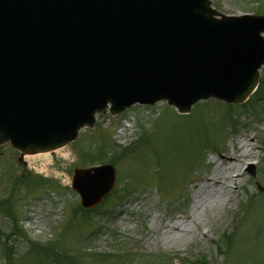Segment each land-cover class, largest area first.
Returning a JSON list of instances; mask_svg holds the SVG:
<instances>
[{"label":"rangeland","instance_id":"rangeland-1","mask_svg":"<svg viewBox=\"0 0 264 264\" xmlns=\"http://www.w3.org/2000/svg\"><path fill=\"white\" fill-rule=\"evenodd\" d=\"M212 1L224 14L264 15V0ZM257 111V104L250 105V112ZM259 111L256 117L214 100L190 115L165 103L135 106L115 120L110 114L98 116L96 127L83 130L75 143L49 159H30L26 167L10 146L0 147V200L9 179L25 182L36 172L34 166L35 174L56 183L38 190L17 186L12 194L16 221L0 211V264H9L7 245L15 249L13 264H53L47 256L51 250L77 254L85 264H104L92 254L126 245L135 256L165 255L166 264H194L202 255L212 264H264V194L256 184L264 187V106ZM227 114L236 115L239 123L228 118L224 127ZM144 133L149 144L139 141ZM104 139L109 142L105 157L122 147L133 153L115 167V190L123 194V180L140 183L133 184L135 194L118 201L112 197L95 209L109 210L105 217L98 210L87 218L74 213L80 199L71 188L73 170L88 164L93 152L100 154L94 147ZM252 164L255 178L247 172ZM33 213L37 221L31 230L25 220ZM224 233H235L230 252L221 241Z\"/></svg>","mask_w":264,"mask_h":264},{"label":"water","instance_id":"water-1","mask_svg":"<svg viewBox=\"0 0 264 264\" xmlns=\"http://www.w3.org/2000/svg\"><path fill=\"white\" fill-rule=\"evenodd\" d=\"M262 33L263 16L222 15L210 0H0V146L54 151L98 113L137 103H243L259 84ZM114 184L112 166L74 170L83 207Z\"/></svg>","mask_w":264,"mask_h":264},{"label":"trees","instance_id":"trees-1","mask_svg":"<svg viewBox=\"0 0 264 264\" xmlns=\"http://www.w3.org/2000/svg\"><path fill=\"white\" fill-rule=\"evenodd\" d=\"M260 95L264 96V83L261 87ZM263 145H264V142H263ZM97 157H99V156H92L90 159L94 158L91 161L95 162ZM44 183H50V182H49V180L43 179L40 177H36V179L33 180L34 185H40V184L42 185ZM0 211H4L6 213H9V215H12V207H11L10 199H6V200L0 202ZM224 237L227 241H229V237H227L226 235ZM5 249H6L7 256H9L8 258L11 259L12 255L14 253V248L12 246L8 247V245H7L5 247ZM124 252H127V250L125 248H124ZM54 255H55V253H54ZM109 255L110 254L105 255V256H109ZM117 256H123V255H117ZM122 258H124V256L121 257V259L118 261L111 260L108 264H124L122 261ZM129 264H165V257H163L162 255L144 256L140 259L136 257V258L132 259V261H130ZM199 264H209V263L206 261L205 258H202V260L199 261Z\"/></svg>","mask_w":264,"mask_h":264},{"label":"bare ground","instance_id":"bare-ground-1","mask_svg":"<svg viewBox=\"0 0 264 264\" xmlns=\"http://www.w3.org/2000/svg\"><path fill=\"white\" fill-rule=\"evenodd\" d=\"M29 157H31V156H26V158L28 159ZM37 158H46V159H49V153H47L45 156H43V157H37ZM231 159L233 160V161H237V159L236 158H234V157H231Z\"/></svg>","mask_w":264,"mask_h":264}]
</instances>
